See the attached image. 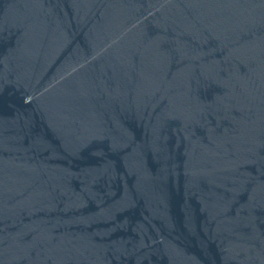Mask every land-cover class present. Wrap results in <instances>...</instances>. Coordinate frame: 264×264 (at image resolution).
<instances>
[{"label": "water", "instance_id": "95a60500", "mask_svg": "<svg viewBox=\"0 0 264 264\" xmlns=\"http://www.w3.org/2000/svg\"><path fill=\"white\" fill-rule=\"evenodd\" d=\"M0 264H264V0H0Z\"/></svg>", "mask_w": 264, "mask_h": 264}]
</instances>
